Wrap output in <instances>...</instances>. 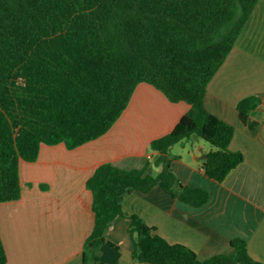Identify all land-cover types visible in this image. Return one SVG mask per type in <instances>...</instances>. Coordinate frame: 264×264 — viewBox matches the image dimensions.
I'll use <instances>...</instances> for the list:
<instances>
[{
    "label": "trees",
    "instance_id": "obj_1",
    "mask_svg": "<svg viewBox=\"0 0 264 264\" xmlns=\"http://www.w3.org/2000/svg\"><path fill=\"white\" fill-rule=\"evenodd\" d=\"M258 1L0 0V202L21 196L20 160L35 161L41 144L72 149L102 136L145 82L190 108L169 134L150 143L158 153L156 176L105 163L86 181L94 227L82 264L94 257L117 263L120 248L104 230L122 215L129 192L158 186L193 208L206 204V190L182 185L170 170L169 149L192 136L209 143L202 168L217 182L242 162L229 148L234 127L205 109L204 96ZM259 104L257 96L241 99L240 120ZM128 219L131 257L139 264H262L242 239L231 241L229 254L202 261L139 216ZM0 264H6L1 238Z\"/></svg>",
    "mask_w": 264,
    "mask_h": 264
},
{
    "label": "crops",
    "instance_id": "obj_2",
    "mask_svg": "<svg viewBox=\"0 0 264 264\" xmlns=\"http://www.w3.org/2000/svg\"><path fill=\"white\" fill-rule=\"evenodd\" d=\"M247 96L259 97L260 104L242 122L236 106ZM204 107L234 127L229 148L242 154V162L217 182L205 175V159L197 158L212 146L193 137L174 144L170 170L182 185L206 190L208 201L193 208L158 186L125 194L122 215L104 230L105 238L120 248L116 264H139L131 257V215L155 227L169 243L189 247L202 261L229 254L231 241L242 239L250 256L264 264V0L258 1L209 81ZM189 108L142 82L102 136L72 149L63 143L41 144L35 161L20 160L21 196L0 202L6 264H82L84 242L94 227L86 181L105 163L156 176L158 153L150 143L169 134ZM92 264L108 263L94 257Z\"/></svg>",
    "mask_w": 264,
    "mask_h": 264
},
{
    "label": "rangeland",
    "instance_id": "obj_3",
    "mask_svg": "<svg viewBox=\"0 0 264 264\" xmlns=\"http://www.w3.org/2000/svg\"><path fill=\"white\" fill-rule=\"evenodd\" d=\"M193 138H197V137H195V136H192ZM199 141H201L202 143H204L205 145H207V147H211V145L209 144V143H207V142H205V141H203V140H201V139H198ZM187 142V141H186ZM211 149V148H210Z\"/></svg>",
    "mask_w": 264,
    "mask_h": 264
},
{
    "label": "water",
    "instance_id": "obj_4",
    "mask_svg": "<svg viewBox=\"0 0 264 264\" xmlns=\"http://www.w3.org/2000/svg\"><path fill=\"white\" fill-rule=\"evenodd\" d=\"M199 160H202V159H205L206 158V156L205 155H202V156H199V157H197Z\"/></svg>",
    "mask_w": 264,
    "mask_h": 264
}]
</instances>
